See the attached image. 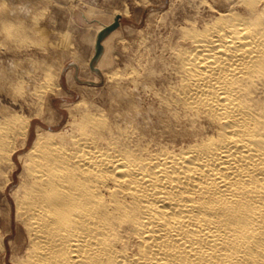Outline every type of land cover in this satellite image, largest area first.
Listing matches in <instances>:
<instances>
[{
  "label": "bare ground",
  "instance_id": "obj_1",
  "mask_svg": "<svg viewBox=\"0 0 264 264\" xmlns=\"http://www.w3.org/2000/svg\"><path fill=\"white\" fill-rule=\"evenodd\" d=\"M186 1L162 46L159 130L134 99L111 114L74 102L29 145L31 119L1 118L0 264H264V0Z\"/></svg>",
  "mask_w": 264,
  "mask_h": 264
},
{
  "label": "rangeland",
  "instance_id": "obj_2",
  "mask_svg": "<svg viewBox=\"0 0 264 264\" xmlns=\"http://www.w3.org/2000/svg\"><path fill=\"white\" fill-rule=\"evenodd\" d=\"M180 1L2 0L4 2L2 4L0 0V8L4 5V12H1L0 9V119H6V116L11 117V115L12 117L16 115L19 119L23 117V120H26V118L27 120L31 119L29 145L35 133L38 130H43L45 125L54 121H58L57 124L60 125L67 121L71 105L82 102L84 105H94L93 107L96 106L105 113L111 114L112 110L120 108V101L134 99L137 108L140 107L138 113L134 116L135 122H138L141 126L145 122L146 125L143 127L147 126L149 129L159 130L164 125L163 123L169 122L167 113L161 107L160 96L157 98V95L161 94V73L166 72V67L161 61V53L163 44L170 39L168 22L173 16L192 14L191 9L188 7L190 4L186 0ZM116 16H119L117 27L107 35V38L105 37L104 44L106 45L102 46L99 57L93 60L98 28L101 24L110 25L114 22ZM165 23H167V26H165ZM6 26L9 29L6 30ZM2 27L4 28L2 29ZM121 38L123 39L121 40ZM106 58L107 60H105ZM143 60H145V64ZM97 63L99 67H97ZM146 68H148L150 77L146 75V73L148 74ZM134 69L138 74L136 79L139 76L140 81L136 80L135 89L132 86L136 82L130 80L131 72H134ZM44 70H48V72H44ZM112 70L116 78L119 77L115 82L108 79V75H110L108 73L111 71V74H113ZM122 70L126 77L122 74ZM141 71L146 72L145 76ZM27 72L29 76H26ZM126 73L130 75L127 76ZM13 75L15 77L12 78ZM141 77H149L150 79L148 78L145 81ZM4 78H6L5 82H3ZM45 78L50 79L51 88L46 91L42 103H37L31 91L36 88L41 89L42 84H46L47 79ZM120 78L123 80H120ZM141 81L145 82L142 83ZM12 82H15V84ZM16 83L19 86L21 85V88L17 87ZM115 85H119V94L117 93L118 87ZM123 86L127 89H124ZM129 89L132 90L131 93ZM157 91L158 93H156ZM123 92L126 95L120 94ZM153 93L157 94L156 97ZM115 94L124 96L117 95L116 97ZM107 101L109 102L108 105ZM110 103H113V106ZM39 104L40 106H38ZM116 104H118L117 107ZM158 104L159 106H157ZM40 111L41 113H39ZM2 119L0 123L3 121ZM161 123L162 125H160ZM18 171L19 169H17V173ZM17 173L14 174L13 178L16 182L18 181ZM0 176H3V180L0 178L1 186L6 182L8 176L6 177L3 174ZM9 188L4 191L0 190V211L5 215L11 201V188ZM5 222L8 225V222ZM11 227L14 230V224ZM5 259L8 262L9 256H6Z\"/></svg>",
  "mask_w": 264,
  "mask_h": 264
},
{
  "label": "water",
  "instance_id": "obj_3",
  "mask_svg": "<svg viewBox=\"0 0 264 264\" xmlns=\"http://www.w3.org/2000/svg\"><path fill=\"white\" fill-rule=\"evenodd\" d=\"M118 18H119V16H116L113 23H111L110 25H108L102 31L99 32V34L97 36V40H96V49H95L96 51H95V55L93 57V60L97 59L101 53V50H102V47L100 44L101 39L117 27Z\"/></svg>",
  "mask_w": 264,
  "mask_h": 264
}]
</instances>
